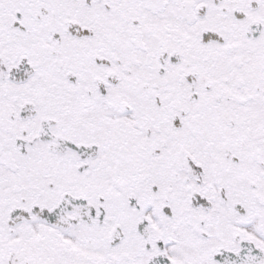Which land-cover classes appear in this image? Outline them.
Listing matches in <instances>:
<instances>
[{
	"label": "snow or ice",
	"instance_id": "obj_1",
	"mask_svg": "<svg viewBox=\"0 0 264 264\" xmlns=\"http://www.w3.org/2000/svg\"><path fill=\"white\" fill-rule=\"evenodd\" d=\"M0 264H264V0H0Z\"/></svg>",
	"mask_w": 264,
	"mask_h": 264
}]
</instances>
